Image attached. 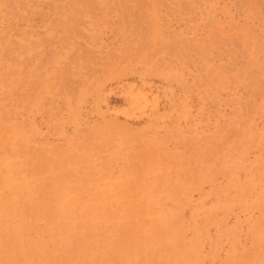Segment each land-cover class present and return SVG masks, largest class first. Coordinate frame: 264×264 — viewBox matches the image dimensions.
<instances>
[{
  "label": "rangeland",
  "instance_id": "obj_1",
  "mask_svg": "<svg viewBox=\"0 0 264 264\" xmlns=\"http://www.w3.org/2000/svg\"><path fill=\"white\" fill-rule=\"evenodd\" d=\"M0 264H264V0H0Z\"/></svg>",
  "mask_w": 264,
  "mask_h": 264
},
{
  "label": "bare ground",
  "instance_id": "obj_2",
  "mask_svg": "<svg viewBox=\"0 0 264 264\" xmlns=\"http://www.w3.org/2000/svg\"><path fill=\"white\" fill-rule=\"evenodd\" d=\"M92 220V219H91ZM93 226V225H92ZM94 228V227H93ZM86 232V231H85ZM87 235V233H85Z\"/></svg>",
  "mask_w": 264,
  "mask_h": 264
}]
</instances>
